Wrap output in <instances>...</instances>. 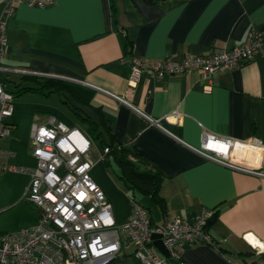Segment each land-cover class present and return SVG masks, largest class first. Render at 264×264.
<instances>
[{
	"label": "crops",
	"instance_id": "obj_1",
	"mask_svg": "<svg viewBox=\"0 0 264 264\" xmlns=\"http://www.w3.org/2000/svg\"><path fill=\"white\" fill-rule=\"evenodd\" d=\"M252 30L264 32V0H53L42 8L20 4L6 22L8 46L1 63L8 69L5 76L15 75L16 83L33 76L71 83L79 93L83 88L93 92L90 105L98 113L82 109L95 120L104 119L105 141L130 149L162 175L158 203L140 190L133 192L153 223L191 219L203 209L216 211L208 226L212 245H185V264H264V178L193 150L200 147L204 130L264 146V55L210 78L197 71L157 78L146 70L125 95L129 68L120 61L134 55L150 63L166 58L179 62L222 52L241 45ZM125 42L131 49L126 50ZM94 87L122 96L159 120L163 129ZM63 101L55 93L14 98L11 132L0 138V233L39 222V210L24 200L30 176L21 170L36 166L31 125L54 117L89 138L86 126ZM175 111L180 113L177 121L164 119ZM89 140L90 175L110 202L115 223L123 224L132 212V193L119 178L118 165L109 157L111 171L99 159L103 147ZM93 143L99 146L95 151ZM245 151L232 157L246 167L257 166L259 154L253 148ZM132 252V247H123L104 264H139Z\"/></svg>",
	"mask_w": 264,
	"mask_h": 264
},
{
	"label": "built area",
	"instance_id": "obj_2",
	"mask_svg": "<svg viewBox=\"0 0 264 264\" xmlns=\"http://www.w3.org/2000/svg\"><path fill=\"white\" fill-rule=\"evenodd\" d=\"M53 0H3L0 13V138L10 134L14 96L7 91L3 76L8 72L1 61L6 53L7 19L17 5L42 8ZM264 55V32L250 31L245 41L231 49L204 56H186L179 62L166 58L150 63L129 55L121 62L128 65L127 94L144 71L157 78L184 75L197 71L210 78L218 71H234L257 56ZM119 103L128 105L150 125L163 129L159 120L152 119L128 104L122 96L94 87ZM210 86L206 85L205 89ZM175 111L164 117L177 121ZM30 143L36 166L21 169L30 176L24 200L39 210V222L12 233H0V264H104L116 258L123 247L130 246L139 264H185L182 248L204 243L212 245L208 222L214 210L203 209L191 219L165 218L161 224L151 220L145 208L131 200L132 212L120 225L114 221L112 206L104 192L90 175L91 142L78 128H70L49 117L47 123H33ZM252 147L260 156L257 166L246 167L236 162L233 153ZM257 149V150H256ZM193 150L222 166L264 178V146L261 142L243 144L234 138L215 135L204 130L199 148ZM245 151V152H246ZM108 152L103 149L104 154ZM3 154L0 149V156ZM159 236L153 238V236ZM158 239L168 255L154 244Z\"/></svg>",
	"mask_w": 264,
	"mask_h": 264
},
{
	"label": "trees",
	"instance_id": "obj_3",
	"mask_svg": "<svg viewBox=\"0 0 264 264\" xmlns=\"http://www.w3.org/2000/svg\"><path fill=\"white\" fill-rule=\"evenodd\" d=\"M156 1L158 0H144L147 4H153ZM125 47L126 50L131 49V44L125 42ZM130 53L131 51H128V54ZM6 82L7 79L3 78V83L5 87L7 86V91L12 93L14 98L28 92L40 93L46 96L55 93L63 96L65 98V101H63L64 104H66L78 120L86 126V132L89 138L98 142L103 149H108L102 161L107 167H110L108 158L111 157L113 162L118 165L120 169L119 178L127 190L132 193L130 199L136 201L133 192L134 190H140L148 194L153 202L158 203L162 200L158 195V189L162 181V175L159 171L145 161L135 157L130 149L124 146L114 145L112 141L106 142L103 133L105 131L108 132V129L105 127L106 124L104 119L98 116L97 120H95L90 114L83 111L82 106L92 108L94 113H98L97 109L90 105V100L93 96L92 91L83 88L81 93H79L71 83L33 76H24L18 83L12 82L14 87L12 89L8 88ZM216 215L217 213L214 211L212 218L208 222V226L213 222Z\"/></svg>",
	"mask_w": 264,
	"mask_h": 264
},
{
	"label": "rangeland",
	"instance_id": "obj_4",
	"mask_svg": "<svg viewBox=\"0 0 264 264\" xmlns=\"http://www.w3.org/2000/svg\"><path fill=\"white\" fill-rule=\"evenodd\" d=\"M3 78H6V79H7L6 84L8 85V88H9V89L14 88L12 82H13V80H17L15 75H13V74L10 73V74H6V76L4 75ZM75 124H76V123H75ZM76 126L82 129V127L79 126L78 124H76ZM70 128H72V127H70ZM97 147H99V146H98V145H95L94 143L92 144V150H93V151H95V149H97ZM249 148H252V147H247V149H249ZM256 150H257V149H256ZM114 167H115V166H112L113 170H114ZM110 170L112 171L111 167H110ZM128 202H129V204H130L129 198H128Z\"/></svg>",
	"mask_w": 264,
	"mask_h": 264
},
{
	"label": "water",
	"instance_id": "obj_5",
	"mask_svg": "<svg viewBox=\"0 0 264 264\" xmlns=\"http://www.w3.org/2000/svg\"><path fill=\"white\" fill-rule=\"evenodd\" d=\"M159 236H153V238H158ZM154 244H155V246L165 255V256H167L168 255V253H167V251L165 250V248L163 247V244H162V242L160 241V240H158V239H156L155 241H154Z\"/></svg>",
	"mask_w": 264,
	"mask_h": 264
},
{
	"label": "bare ground",
	"instance_id": "obj_6",
	"mask_svg": "<svg viewBox=\"0 0 264 264\" xmlns=\"http://www.w3.org/2000/svg\"><path fill=\"white\" fill-rule=\"evenodd\" d=\"M251 242H253V241H251Z\"/></svg>",
	"mask_w": 264,
	"mask_h": 264
}]
</instances>
